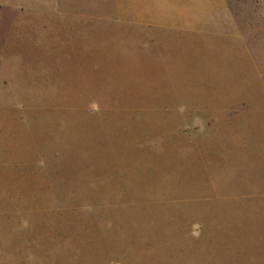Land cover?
<instances>
[{"label":"rangeland","instance_id":"1","mask_svg":"<svg viewBox=\"0 0 264 264\" xmlns=\"http://www.w3.org/2000/svg\"><path fill=\"white\" fill-rule=\"evenodd\" d=\"M228 1L0 0V264H264V0Z\"/></svg>","mask_w":264,"mask_h":264},{"label":"crops","instance_id":"2","mask_svg":"<svg viewBox=\"0 0 264 264\" xmlns=\"http://www.w3.org/2000/svg\"><path fill=\"white\" fill-rule=\"evenodd\" d=\"M136 1L140 0H132V3ZM155 2L156 5L158 4L160 7L167 9L163 10L162 14L157 12L152 13V17L156 18V21H153L155 24L165 21L163 18L169 17L173 21L174 26H200L208 28L209 23H213L207 20V16H210L230 21L227 23L215 19L214 25H217L215 29L228 30L235 25L236 13L233 9L227 7L230 3L228 0H155ZM229 10H231V13ZM216 11L218 12L217 14H212ZM170 12L172 15H170ZM141 15H144L143 11ZM160 24H162V22L158 23V25ZM228 24L230 27L227 26Z\"/></svg>","mask_w":264,"mask_h":264}]
</instances>
